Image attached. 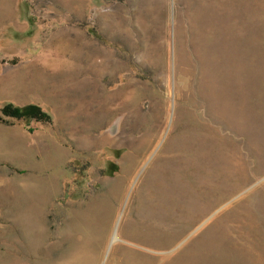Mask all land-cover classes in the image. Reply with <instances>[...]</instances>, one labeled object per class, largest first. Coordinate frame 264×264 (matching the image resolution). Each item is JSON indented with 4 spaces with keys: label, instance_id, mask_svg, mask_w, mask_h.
I'll return each mask as SVG.
<instances>
[{
    "label": "rangeland",
    "instance_id": "obj_1",
    "mask_svg": "<svg viewBox=\"0 0 264 264\" xmlns=\"http://www.w3.org/2000/svg\"><path fill=\"white\" fill-rule=\"evenodd\" d=\"M27 175L37 264H264V0H0V264Z\"/></svg>",
    "mask_w": 264,
    "mask_h": 264
},
{
    "label": "bare ground",
    "instance_id": "obj_2",
    "mask_svg": "<svg viewBox=\"0 0 264 264\" xmlns=\"http://www.w3.org/2000/svg\"><path fill=\"white\" fill-rule=\"evenodd\" d=\"M93 59V58H92ZM58 161H63V157L56 158ZM27 162L26 164H28ZM25 164V163H24ZM31 164V163H30ZM28 164V165H30ZM51 168H54L51 163ZM34 174V171H30ZM54 176V174H53ZM39 183L43 185L40 186ZM21 210H20V225H21V235H22V248L23 252L30 254L33 258V263L37 264L39 256L37 255L40 248L41 237L43 234L41 229V217L40 211L38 210V203L40 200L50 199L52 196L55 185L54 178L49 177L48 179L34 180L29 175L21 178ZM83 212V211H82ZM81 213V212H80ZM84 213V212H83ZM119 227L115 228L112 235V243L119 239L118 236ZM90 241V238H89ZM87 253L83 251L82 245L74 246L72 251L68 252V257L70 260L64 262V264H99L100 257L99 251L95 250V253L90 252L86 248ZM125 264H137L134 260L129 259Z\"/></svg>",
    "mask_w": 264,
    "mask_h": 264
},
{
    "label": "trees",
    "instance_id": "obj_3",
    "mask_svg": "<svg viewBox=\"0 0 264 264\" xmlns=\"http://www.w3.org/2000/svg\"><path fill=\"white\" fill-rule=\"evenodd\" d=\"M1 113L5 118H11L15 120L29 119L43 123H50L52 121V117L36 105L16 107L12 104H8L4 106Z\"/></svg>",
    "mask_w": 264,
    "mask_h": 264
}]
</instances>
